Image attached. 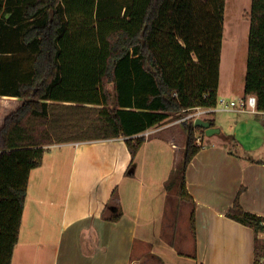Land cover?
Wrapping results in <instances>:
<instances>
[{"label": "trees", "instance_id": "16d2710c", "mask_svg": "<svg viewBox=\"0 0 264 264\" xmlns=\"http://www.w3.org/2000/svg\"><path fill=\"white\" fill-rule=\"evenodd\" d=\"M225 7L226 0H0V95L23 98L0 128V264H12L29 176L48 145L124 136L134 160L146 140L135 135L171 113L218 105ZM244 86L264 111V0H252ZM182 123L176 181L192 199L186 171L202 148L196 132L205 130ZM227 216L255 229V262L263 264L264 216L245 210L239 196Z\"/></svg>", "mask_w": 264, "mask_h": 264}, {"label": "crops", "instance_id": "0c3cea01", "mask_svg": "<svg viewBox=\"0 0 264 264\" xmlns=\"http://www.w3.org/2000/svg\"><path fill=\"white\" fill-rule=\"evenodd\" d=\"M218 96L216 109L200 118L220 131L198 136L202 148L187 167L192 199L170 184L179 178L187 142L180 120L135 135L146 140L134 160L124 136L48 145L29 176L12 264L18 253L19 264H257V232L227 212L239 196L245 210L264 216V112L221 102L235 99L221 90V66ZM0 97L14 103L0 110L1 128L23 98ZM46 155L57 164L48 167L53 176L45 172ZM62 164L68 169L61 201ZM187 202L195 228L184 235L178 219ZM55 218L59 230L51 237ZM187 238L190 248L180 251Z\"/></svg>", "mask_w": 264, "mask_h": 264}, {"label": "rangeland", "instance_id": "374dc122", "mask_svg": "<svg viewBox=\"0 0 264 264\" xmlns=\"http://www.w3.org/2000/svg\"><path fill=\"white\" fill-rule=\"evenodd\" d=\"M130 0H106L109 4L120 5L123 3H127ZM225 31L223 34V49H222V65H221V90L226 92L230 91L233 93V97H235L234 101L236 105L239 104L240 95H242L245 85V77L247 71V61H248V49H249V35H250V12L252 8V0H226L225 7ZM228 98V99H232ZM14 106V103L11 101H5L2 97H0V110L2 113L8 111L11 107ZM197 108L191 109L189 112L183 114V117H179L177 114L171 113L167 118L168 122L180 120L183 122L184 118H186L189 122L195 121L197 117H204L206 114L192 116V113L197 111ZM180 127H184L183 123H180ZM205 131H197V136L202 135L205 136ZM199 144V142H198ZM49 155L45 157V172L51 173L53 176L55 172L48 171V167L53 165H57ZM53 160V162H52ZM64 169L63 175L60 177V199L62 201L64 187L66 185V170L68 169L67 164H62L61 168ZM174 179V178H173ZM172 182H170L171 184ZM174 192H181V185L178 181L172 184ZM171 186V187H172ZM173 192V193H174ZM185 198V197H184ZM187 206V211L182 210L181 216H179V228L180 231L186 235V233H191V225H190V207L191 203H185ZM59 208H56L55 214L59 211ZM58 217V216H56ZM58 218L53 219L50 227L51 237H55L58 233ZM190 238H187L183 243L177 244V248L180 251H186L190 248ZM17 259L15 260L16 264L20 263V256L22 255L18 253ZM52 263V261H51ZM45 264V263H44Z\"/></svg>", "mask_w": 264, "mask_h": 264}, {"label": "built area", "instance_id": "2783aa9c", "mask_svg": "<svg viewBox=\"0 0 264 264\" xmlns=\"http://www.w3.org/2000/svg\"><path fill=\"white\" fill-rule=\"evenodd\" d=\"M221 102L223 104H226V106H228L229 104L232 106V105H236V103L234 101H230V102H227L226 100L222 99ZM239 105L241 106V108L243 109H248L250 111H254V112H260V110L258 109V97L256 94H248V95H245L244 97H242L240 100H239ZM198 110L195 111L194 113H192V116H200L202 114H205V113H208L210 112L211 110H215L216 107H196ZM261 112H264V111H261ZM186 118H184L185 120Z\"/></svg>", "mask_w": 264, "mask_h": 264}, {"label": "water", "instance_id": "95a60500", "mask_svg": "<svg viewBox=\"0 0 264 264\" xmlns=\"http://www.w3.org/2000/svg\"><path fill=\"white\" fill-rule=\"evenodd\" d=\"M194 125L206 128L207 134H213L215 132H219L220 131L219 128L212 127L210 122H208V121H206V120H204V119H202L200 117L195 119Z\"/></svg>", "mask_w": 264, "mask_h": 264}]
</instances>
